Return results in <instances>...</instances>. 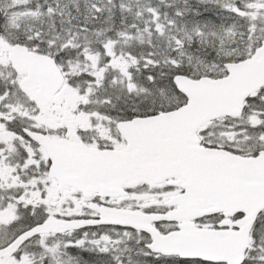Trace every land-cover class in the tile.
<instances>
[{"label": "snow or ice", "instance_id": "obj_1", "mask_svg": "<svg viewBox=\"0 0 264 264\" xmlns=\"http://www.w3.org/2000/svg\"><path fill=\"white\" fill-rule=\"evenodd\" d=\"M0 264H264V0H0Z\"/></svg>", "mask_w": 264, "mask_h": 264}]
</instances>
